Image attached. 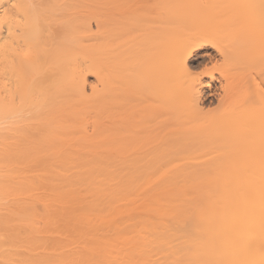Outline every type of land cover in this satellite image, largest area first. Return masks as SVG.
<instances>
[{"label": "bare ground", "instance_id": "1", "mask_svg": "<svg viewBox=\"0 0 264 264\" xmlns=\"http://www.w3.org/2000/svg\"><path fill=\"white\" fill-rule=\"evenodd\" d=\"M231 1L263 8L140 19L121 79L123 0H0V264H264V0ZM212 29L229 75L206 127L224 158L257 140L236 170L197 154V104L217 91L190 66L215 56ZM163 151H184L166 164L182 177L150 171Z\"/></svg>", "mask_w": 264, "mask_h": 264}, {"label": "rangeland", "instance_id": "2", "mask_svg": "<svg viewBox=\"0 0 264 264\" xmlns=\"http://www.w3.org/2000/svg\"><path fill=\"white\" fill-rule=\"evenodd\" d=\"M123 1H124L123 8L124 7L125 8L124 9L121 8V10H123L125 13L123 12L124 13V19L121 21L122 24H119V31L121 33L123 32V36L124 37L121 35V33H120V35L122 36V39L124 41L125 40L126 41L124 42V45L123 44H122V46L120 45V52L122 53V55H121L122 57L120 59V62L121 61L122 62H121V66H120L121 68L119 67L120 71L119 70L118 71H119L120 78L122 77V78L125 79V78H128V77H131V73L135 69L134 68L135 66L133 64L134 61H133V58H132L133 57V46L131 44L133 43V39H134V36L136 34L137 26H140L141 23H144L141 20L144 19V18H148V19L150 18L149 21L151 23H155V22L158 21V19H159L158 17H161L160 10H163V9H165L167 7L172 12L176 11L178 13H182V12H185L186 10L188 12H190L191 9L196 5V2H194L195 0H162L163 3L161 4V0H123ZM198 1L199 0H197V3H198ZM234 3H235V1H234ZM234 3H233V1L228 0V4L227 5L225 4V8L224 9L221 8L222 11L225 10V12H227V11L229 12V11L232 10L231 9L232 7L233 8L235 7V9L239 10V14L241 12V14L246 16L247 12L252 11L250 13L254 14V13H256L257 9H260L257 12V14H258L259 12H261V9L263 8V7L260 8L259 7L260 5L255 4L256 2L255 3L246 2L245 5H242V4L238 5V4L235 3L236 5H238L237 7H236V5ZM163 4H164L165 7L163 6ZM211 5H212V7H211ZM205 6H207V7H205L204 9L205 10L207 9L208 11L210 10L211 11L210 13H212L213 11L216 12L217 10H220L219 7L215 8L214 5L210 4V3H206ZM178 9H180L181 11H177ZM121 30H124V31H121ZM213 30L214 29H212L211 32H214V33L207 32L209 34L206 35L205 38H206L208 43L211 44L210 41H212L211 45H214V46H211V48H208L207 51L209 53H212V55L215 54V56H213L215 59H213V57H212V59H210L211 60L210 61L209 59L204 58V60L201 63H199V65L197 64V60H195V61H193V63H191L190 68L192 66L193 67L190 69V71H191V74H192L193 77L194 76L197 77V78L200 77L201 82L208 81V80H210V78H212V84L214 85V88L216 87L215 88V92L217 91L216 92L217 93L216 97H218V98L220 97L221 98V96L223 95V90H222L223 87L222 86L225 85V80H228V79H225V78H226V76L228 78L229 73H228V70H227L228 69L227 68V64L222 62L221 56L217 55L216 49H215V51L213 49V47L218 46V44H220V46H223L225 41L223 40V38L220 37L218 29H215L214 31ZM220 38H221L222 41L220 40ZM128 40L131 41L132 43H130ZM215 48H217V47H215ZM199 52H201V51H199ZM222 66H224V68L225 69L227 68V69L225 70L224 68H222ZM201 71H205V72L200 73ZM130 87H131L130 84L125 81V83L120 84L119 93L121 92L120 91V89H121L122 90L121 94H123V95L127 94L128 95L130 93ZM221 93H222V95H221ZM215 98L214 99L212 98L211 100L203 101L202 103H200V104L198 103L197 104L199 106V108L202 106L201 107V111H198L199 108L197 106V138L200 140L199 143L197 144V154L200 157L201 156L205 157L204 155H201V154H204V153L207 154V152H209V151H211L213 149V150H215L214 152H216L217 154L216 155L212 154V156H214V155L216 157H218V155L221 156V157L218 158V160L219 159L221 160V158H222L223 159L222 162L224 160H227V162H228V160H229L230 163L228 165V168L236 170L237 168L239 169V168L242 167V163H243V160H244V157H245V152H246L245 150H246V146L248 145V142H249V144L250 143L253 144L254 142L256 143L257 140L255 141V139H252V138H243V139H241L239 144L237 143V147H234V145L229 147L232 150H233V148H236V150L234 152L229 150V152L231 151L230 155H228V153H225V155H226V157H225L226 159H225L224 155H223L224 153L222 154V149H223V151H225L224 150L225 147H223V146L221 147L220 145H217L219 143L221 144V142H222V141H220L221 139H218L219 143H216L217 140H215V138L216 139H217V137L218 138L219 137L222 138V136L219 134V132H217L215 130V128L213 129L212 127L211 128H209V127L207 128L206 127V123H207V126H208V122H206L207 121L206 119H208V117H206V116L208 114L211 115L213 113L214 114L217 113V112L219 113L220 109L223 110V108L225 106H227L225 103L223 105H221V103H222L221 101H223V100H221L219 98V100L217 101V98L216 99ZM123 106H120V107H122L120 109L122 112L125 111ZM125 108H127L126 105H125ZM137 110H138V112L140 111L139 113H143V112L147 111L145 107H138ZM257 111L258 110H253V112H251V116L250 115H249V117L247 116L248 119H250L251 117L252 118L255 117L254 115L257 116L258 115L257 113L259 112V111L258 112ZM200 112H201V114H200ZM126 113H127V109H126ZM252 114H254V115H252ZM127 116L128 117L126 118V123H125L126 127H128V128L135 127L136 126V124H135L136 122L135 121H137V119H138L137 115H135L136 117L133 116L134 118L130 117L129 115H127ZM244 120L246 121V118H244ZM170 122H171V119H165V120H162V123L161 122L160 123L156 122L154 126L157 127V129H162L164 126L165 127H170ZM131 124H134V125H131ZM226 148H228V147L226 146ZM165 154H166V152L163 151V154H161V156L157 159V161H155L153 163L155 165L152 164V166L150 168V171L152 173H155V174L157 173L156 175H159L158 173H160V174L163 173L164 175L165 174L167 175V172H169L168 173L169 175H167V176L165 175V177L167 179L168 178L170 179L171 176L173 178V175H174V177H177V175H176L177 172H178V177H182V175H183L182 174L183 173L182 170L173 169L174 170V171L172 170L174 172L173 173L172 171L168 170V169H170L172 167L167 168L166 164L168 163L169 165L171 164V166H173V164L175 163V161L172 159V158H174V155L176 156L175 158H178L179 156L185 155L184 151H181V152L179 151V152L175 153L174 155H173V153L172 154L171 153H167L166 155ZM212 156H210V157H212ZM207 157H209V156H207ZM167 158H169V159L171 158V161L173 163H170L171 161L169 159H167ZM205 159H208V158H205ZM208 160H210V159H208ZM216 161H217V159H216ZM212 162H210V163L212 164ZM222 162L221 163L217 162V163L222 165ZM160 163H162V164H160ZM210 163H208L207 165L209 166ZM217 163H215L214 165H217ZM159 165H161V166L164 165V167H163L164 169H162ZM217 166H219V165H217ZM158 167L161 168L163 171H160V169ZM157 170L160 171V172H157ZM175 170L176 171L178 170V171L175 172ZM171 172H172V174H171Z\"/></svg>", "mask_w": 264, "mask_h": 264}]
</instances>
